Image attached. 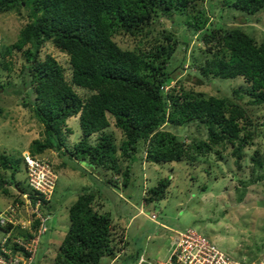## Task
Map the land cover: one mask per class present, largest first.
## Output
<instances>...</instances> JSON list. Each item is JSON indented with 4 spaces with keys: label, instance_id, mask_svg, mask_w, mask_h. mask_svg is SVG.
Instances as JSON below:
<instances>
[{
    "label": "trees",
    "instance_id": "1",
    "mask_svg": "<svg viewBox=\"0 0 264 264\" xmlns=\"http://www.w3.org/2000/svg\"><path fill=\"white\" fill-rule=\"evenodd\" d=\"M217 1L209 3V9L205 10L204 5H196L199 0H0V14L23 8L31 20L20 30L16 42L4 49V56L11 55L13 50L22 51L28 63L25 71L33 87L31 93L35 94L29 104L37 121L44 126L45 138L42 142L33 141L30 155L34 157L46 150L59 152L67 120L78 116L82 140L73 146L71 155L76 160L88 159L93 169L106 171L112 180L115 177L112 173L120 175L127 187L129 169L120 170L112 155L115 146L111 138L102 134L94 146L87 141L90 135L107 129L110 117L123 135L119 145L123 159L142 153L144 161L158 165L196 166L198 158L207 157L215 147L225 150L230 146L231 156L241 168L245 150L253 148L256 137H260L252 127H264V42L258 43L239 29L208 30V13L213 14ZM230 6L246 15L264 14V0H234ZM158 16L170 20L172 16L183 17V35L173 37L167 33L164 36L167 42L142 53L122 50L112 40L121 32L132 36L148 33L151 27L148 26ZM187 31L205 46L206 59L197 62L198 85L207 78L243 79L247 87L234 91L235 100L206 97L182 88L163 91V86L180 73L165 69V58L177 52L180 44L188 47ZM46 42L67 55L70 82L53 56L47 55L42 60L38 57ZM186 62L183 57L180 68ZM2 67L11 70L8 62ZM74 87L93 93L82 99ZM242 96H248L245 105L237 101ZM259 108L261 114L256 117L255 110ZM260 119L263 122L257 124ZM167 126L190 127V141L181 140ZM192 129L198 134L205 133L206 138L200 139ZM250 162L251 174L264 170V150L262 153L254 150ZM0 165L11 173L10 178H0V192L7 195L3 186L11 185L20 169L17 162L5 156L1 157ZM263 180V176H258L251 181ZM169 185L170 180L164 178L150 187L144 196L146 204L162 201ZM19 198L16 195L15 202L21 203ZM96 198L95 193L86 190L70 206L69 226L51 264H101L105 259L115 260L117 251L125 250L112 244L111 218L91 205ZM49 206L50 202L45 204V213ZM141 255L139 249L131 256L132 261L138 262Z\"/></svg>",
    "mask_w": 264,
    "mask_h": 264
},
{
    "label": "rangeland",
    "instance_id": "2",
    "mask_svg": "<svg viewBox=\"0 0 264 264\" xmlns=\"http://www.w3.org/2000/svg\"><path fill=\"white\" fill-rule=\"evenodd\" d=\"M212 1L199 0L196 5H204L205 10H208V4L213 3ZM233 1L218 0L214 3L213 14L208 13V30L239 29L258 43H263L264 14L246 15L236 11L230 6ZM171 18L172 20L158 16L157 21L148 26H151L148 33L145 31L132 36L121 32L113 36L112 40L122 50L142 53L155 49L167 42L164 40L165 34L170 33L173 37L183 35V17ZM30 21L28 12L23 8L0 14V162L1 157L5 156L11 162H17L20 169L13 177L14 182L3 186L8 194L0 192V213L11 205L16 196V188L28 190L26 158L30 157L29 149L33 141L42 142L45 138L44 126L37 121L29 104L35 94L31 93L33 87L29 85V76L25 71L28 63L22 51L13 50L11 55L4 56V49L16 42L20 30ZM187 34L190 39L188 47L180 44L177 52L165 58V69H174L180 73L177 72L169 85L163 86V91L182 88L184 91L203 93L206 97H229L235 100L237 95L234 91L239 87L243 90L247 87L243 79L207 78L198 85L197 62L205 61V46L195 34L188 31ZM47 55L53 56L61 64L65 78L70 82L71 68L67 55L51 42H46L38 57L42 60ZM183 57L189 63L186 62L180 68ZM4 62L11 65L10 71L3 69ZM74 90L82 99L93 93L80 87H74ZM242 97L237 101L245 105L248 96ZM255 111L256 117L261 114L260 108ZM109 122L107 129L90 135L87 141L90 146H94L102 134L111 138L115 146L112 155L119 162L120 170L129 169L127 187L123 186L120 175L112 173L115 176L112 180L106 171L93 169L88 159L76 160L71 155L73 146L82 140L78 117L66 122L59 152L46 150L34 156L49 163L57 175L55 191L47 208L48 232L40 240L39 249L41 246L44 249H38L34 264H38L41 259H44V264H51L69 226L70 206L86 190L97 196L91 204L95 210L108 214L111 218L112 244L117 249L125 248L117 251L115 260L105 259L101 264H138L132 261L131 256L139 249L142 261H146L144 264L164 260L171 244L170 235L174 231L184 232L187 229L207 239L234 261L251 264L264 259V180L258 183L251 181L258 176L264 177V170L251 174L250 162L254 150L258 149L260 153L264 150V127H252L256 130V136L259 134L260 137H256L253 148L245 150L246 158L243 159L241 168H238L235 158L231 156L230 146H226L225 150L221 146L215 147L207 157L198 158L196 166H189L187 163L158 165L144 161L142 153L132 159H123L119 151L123 135L115 128L110 117ZM261 122V119L256 120L257 124ZM165 128L176 133L185 142L191 139L192 134L188 133L190 127ZM194 132L200 139L206 138L205 133ZM10 175V171L0 165V178H10ZM164 178L170 180L166 197L162 201L146 204V192ZM171 230L173 232L170 233ZM4 236L0 229V240Z\"/></svg>",
    "mask_w": 264,
    "mask_h": 264
},
{
    "label": "built area",
    "instance_id": "3",
    "mask_svg": "<svg viewBox=\"0 0 264 264\" xmlns=\"http://www.w3.org/2000/svg\"><path fill=\"white\" fill-rule=\"evenodd\" d=\"M26 169L31 194L23 195V206L13 204L0 214V227L9 228L0 240V264H34L41 237L48 232L49 217L44 212V206L52 198L57 175L49 163L34 157L26 158ZM16 231L20 235H16ZM169 238L171 247L168 257L155 264H244L230 259L191 229L174 231ZM251 264H264V259Z\"/></svg>",
    "mask_w": 264,
    "mask_h": 264
},
{
    "label": "clouds",
    "instance_id": "4",
    "mask_svg": "<svg viewBox=\"0 0 264 264\" xmlns=\"http://www.w3.org/2000/svg\"><path fill=\"white\" fill-rule=\"evenodd\" d=\"M78 117V116H77ZM72 118H76V117H71V118H69L67 121H70V119H72ZM30 157H32L31 155H30ZM35 158V157H34ZM25 168H26V165H25ZM26 180H27V182H26V184H27V187H28V190L27 191H24V190H20V189H18V188H16V195H20V200L19 201H21V203H19V202H15V200L13 199V201L11 202V205H13V204H19L20 206H23L24 204H25V198H24V196L23 195H30L31 194V189H30V187H29V185H28V179H27V169H26ZM57 183V182H56ZM54 191H55V189H54ZM54 194V193H53ZM53 196V195H52ZM30 198H32L31 196H30ZM52 199V198H51ZM33 200V199H32ZM51 201V200H50ZM49 201V202H50ZM10 205V206H11ZM4 212V211H3ZM3 212H1V213H3ZM44 212H45V210H44ZM0 213V214H1ZM46 215H48L49 213H45ZM5 232V231H4ZM171 232H173L172 230L170 231V233ZM171 236V235H170ZM170 239V238H169ZM170 247H171V244H170V246H169V248H168V252H167V257H168V255H169V252H170ZM166 257V258H167ZM165 258V259H166ZM140 260L138 261V264H142V261H141V256H140V258H139ZM164 259V260H165ZM158 261V260H157ZM156 261V262H157ZM160 261H163V260H160ZM260 261V260H259ZM258 262V261H257Z\"/></svg>",
    "mask_w": 264,
    "mask_h": 264
},
{
    "label": "crops",
    "instance_id": "5",
    "mask_svg": "<svg viewBox=\"0 0 264 264\" xmlns=\"http://www.w3.org/2000/svg\"><path fill=\"white\" fill-rule=\"evenodd\" d=\"M22 214H23V217L25 218V213L22 212ZM1 231L5 234V232H4L3 230H1ZM16 232H17V233H20V232H18V231H16ZM38 249H39V248H38ZM43 249H44L43 246H41V248H40L39 250L42 251ZM39 250H38V251H39ZM37 253H38V252H37ZM36 255H37V254H36ZM36 255H35V257H34V262H35V260H36ZM43 260H44V259L38 260V264H44V263H43ZM155 262H156V261H155Z\"/></svg>",
    "mask_w": 264,
    "mask_h": 264
}]
</instances>
